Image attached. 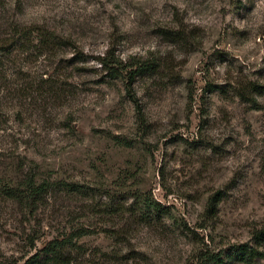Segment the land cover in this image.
Segmentation results:
<instances>
[{"label": "rangeland", "instance_id": "1", "mask_svg": "<svg viewBox=\"0 0 264 264\" xmlns=\"http://www.w3.org/2000/svg\"><path fill=\"white\" fill-rule=\"evenodd\" d=\"M102 57L140 70L130 88ZM252 82L264 0H0V177L48 183L30 204L0 192V262L69 236L73 264H264L237 253L264 251Z\"/></svg>", "mask_w": 264, "mask_h": 264}, {"label": "trees", "instance_id": "2", "mask_svg": "<svg viewBox=\"0 0 264 264\" xmlns=\"http://www.w3.org/2000/svg\"><path fill=\"white\" fill-rule=\"evenodd\" d=\"M37 31L36 38L39 39V44L45 48L54 47L61 43L58 35L55 32H49L47 29H39ZM27 39L29 38L30 31L25 30L23 33ZM32 35V34H31ZM65 39V38H64ZM101 64L104 66L105 69L108 70L110 75L113 77H122L128 79V88H130L131 80L134 79L136 74L140 70H127L125 66L119 65L116 61L115 64H109L106 60V57H102L99 59ZM142 68L139 67V69ZM253 88L256 91H264V84L259 82H252ZM135 103L138 104L137 99L135 96L132 97ZM48 183L46 180H39L36 174L29 175L25 177L22 182L16 180L14 181H5L3 177H0V192L3 191L7 194V197H11L13 199L18 200L22 203L24 200L27 203H33L34 201L38 200L42 193L47 190ZM2 189V190H1ZM253 238L256 239L258 242L264 241V228L257 229L253 233ZM73 239L69 236L65 237H54L50 239L42 249H39L35 253L28 256L23 264H73L72 262V251L70 250V244L72 243ZM44 252V254H42ZM237 253H242L241 259H244V255L249 253L251 256L255 255H264V251L261 250L260 247L250 246L248 243L242 244L241 249L237 250ZM42 258H45L44 260ZM50 260L51 262H46ZM223 259L221 255L214 252H201L199 254V261L197 264H210V263H221ZM10 264L13 263L9 262H0V264Z\"/></svg>", "mask_w": 264, "mask_h": 264}]
</instances>
